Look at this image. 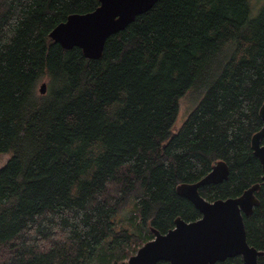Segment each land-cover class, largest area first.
<instances>
[{
  "label": "trees",
  "instance_id": "obj_1",
  "mask_svg": "<svg viewBox=\"0 0 264 264\" xmlns=\"http://www.w3.org/2000/svg\"><path fill=\"white\" fill-rule=\"evenodd\" d=\"M99 6L0 0V264H128L152 228L201 218L177 187L217 162L230 174L199 190L210 202L262 184L264 0H159L96 60L50 38ZM189 92L199 101L176 129ZM256 196L244 221L264 253V185Z\"/></svg>",
  "mask_w": 264,
  "mask_h": 264
},
{
  "label": "water",
  "instance_id": "obj_2",
  "mask_svg": "<svg viewBox=\"0 0 264 264\" xmlns=\"http://www.w3.org/2000/svg\"><path fill=\"white\" fill-rule=\"evenodd\" d=\"M159 0H100V6L87 14H73L53 29L50 38L64 49L79 48L88 59L103 56L107 40L124 31L136 18L151 10ZM46 94L47 84L40 88ZM262 129L251 141L254 155L260 160L262 184L257 183L236 198L213 202L200 194V189L227 180L230 168L224 161L217 162L211 172L196 183L177 187V193L188 199L201 213V218L187 222L175 220L166 234L152 228L154 239L144 244L128 264H216L242 257L245 264H260L264 255L247 239L244 217L251 216L260 201L256 193L264 185V104L260 109Z\"/></svg>",
  "mask_w": 264,
  "mask_h": 264
},
{
  "label": "rangeland",
  "instance_id": "obj_3",
  "mask_svg": "<svg viewBox=\"0 0 264 264\" xmlns=\"http://www.w3.org/2000/svg\"><path fill=\"white\" fill-rule=\"evenodd\" d=\"M43 83H46V80H45V82L43 81L39 85V90H40L41 85ZM197 97L198 96L195 93L189 92L186 94L185 97H183L181 99L179 117H178V120H177V123L175 126L176 129H179L182 126V124L184 123V121L186 120V118L188 117L190 112L197 106V103L199 101V99ZM9 158H10V154H4V155L0 156V168L9 160ZM130 218H131V212L130 211L124 212L122 214V217L120 218V224L129 226ZM140 245H133V248H136V250L138 251V247ZM137 251H135V253L134 252L132 253V251H130V255H128L126 261L128 262L130 256L135 255L137 253ZM122 262L120 264H122Z\"/></svg>",
  "mask_w": 264,
  "mask_h": 264
}]
</instances>
